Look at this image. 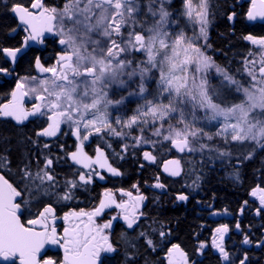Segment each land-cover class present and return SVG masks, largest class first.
<instances>
[{"label": "snow or ice", "instance_id": "6c2138e0", "mask_svg": "<svg viewBox=\"0 0 264 264\" xmlns=\"http://www.w3.org/2000/svg\"><path fill=\"white\" fill-rule=\"evenodd\" d=\"M180 3L179 9L173 0H62L52 6L32 0L30 7L10 6L25 35L20 46L0 48V54L15 63L31 43H51L59 51L51 63L35 55L33 66L44 75L17 82L11 101L0 106V117L12 118L17 125L30 118L41 121L35 140L25 137L15 151L0 148L3 262L56 264L40 258L51 244L63 248L61 264H111L120 249L124 264H136L140 247L155 251L171 235V229L162 226L141 228L147 219L142 211L145 195L120 190L129 199L118 202L111 189L91 211L67 212L63 219L69 226L57 232L56 206L85 194L97 177L105 179L101 170L123 174L110 154L120 160L139 151L143 161L153 163L161 151L198 155L200 165L215 160L232 164L239 179L240 168L253 159L255 148L264 149V36L243 35L255 49L240 54L238 67L221 66L200 46L214 5L210 0ZM250 4L246 18L264 20V0ZM236 18L237 12L230 9L227 19L234 23ZM184 21L192 22L191 34L181 28ZM8 72L7 66H0V73ZM28 95L36 100L31 109L23 104ZM132 97L138 101L134 110L128 108ZM61 136L73 138L74 148L65 150L59 142L54 148L51 138ZM94 137L104 143L89 154L85 145ZM113 138L119 152L112 147ZM235 146L249 150L235 155ZM182 159L184 155L165 161L163 171L181 177ZM191 174L190 186L199 187L202 173L192 168ZM154 187L166 189L158 176ZM250 195L259 202L256 214L264 212V186L253 187ZM174 199L186 202L189 194L180 192ZM33 206L38 210L26 226L21 216ZM113 207L120 210L118 215L97 223L96 218ZM82 218L83 228L72 225ZM117 220L124 222L125 231L114 241ZM235 227L240 229L239 223ZM229 230L221 224L212 239L226 264H232L223 244ZM243 243H251L248 236ZM206 247L201 243L197 251L203 254ZM246 261V255L238 258V264ZM166 264L196 262L174 243L166 249Z\"/></svg>", "mask_w": 264, "mask_h": 264}, {"label": "flooded vegetation", "instance_id": "af4514ba", "mask_svg": "<svg viewBox=\"0 0 264 264\" xmlns=\"http://www.w3.org/2000/svg\"><path fill=\"white\" fill-rule=\"evenodd\" d=\"M233 1L234 0H222V2H227L230 4V9L236 10V4ZM0 2L1 6L6 8L5 12L3 9H0V20L6 17L12 23L9 30H7L5 36L6 40L1 42L0 48L20 46L25 33L22 31V26L18 24L17 18L11 13L10 6L19 3L25 7H30L32 0H0ZM43 2L46 6H52L59 5L62 0H43ZM238 3L247 6V10L251 6V4L246 0L239 1ZM231 23L232 25L234 24L233 22ZM248 24L250 26H263L264 21L257 24H250L248 22ZM13 29H15V31H13ZM252 47L255 49V46ZM58 51L59 49L51 43L47 45L31 43L28 49H25L18 55V59L15 63H12L10 59L3 54H0V66H7L9 68L8 73H0V106L11 101V92L15 90V84L17 82L26 78L30 79L33 76L44 75L39 73L38 70L33 66V57L35 55H40L42 60L51 63V57ZM34 103H36V100L33 96L28 95L24 97L23 104L26 109H31ZM40 123L41 121H33L30 118L29 121L25 122V125H17L15 121L12 120V118L0 117V136H8L11 131L16 133L28 131L29 133L26 132L28 134L27 136L32 137V139L35 140L36 138L33 136V133L38 130ZM58 142L64 143L66 145L65 150L74 148V140L71 137L61 136L59 140L56 138H51V143L54 148ZM111 142L112 147L116 149L117 152H119L120 149L117 148V139L113 138ZM1 143L2 142H0V145ZM103 143L104 142L99 138L94 137L91 141L86 143L85 150L89 154H93L97 145L102 146ZM238 148L239 146H235L232 149L236 155H239ZM258 153L263 154L262 161L264 165V150H261ZM181 155H184V159L181 161L184 170L183 175L180 178L174 179L163 174V163L169 159L180 158ZM157 159V165L150 166L141 159L139 151H136L135 154H125L124 158L120 160H117L114 154H110V161L113 162L114 166L118 167L123 174L121 176H114L111 173H108L106 170H101V174L105 176V179L101 180L98 177L95 179L94 183L89 186L88 191L83 194L85 199H82L80 200V203H77V208L73 204V200L61 202L58 206H56V219L54 226L56 227L57 232L62 234L63 229L69 226V223L63 219V216L67 212H78L81 209L86 212L91 211L94 207L98 206L99 201L103 198V194L106 189H111L116 194V199L118 202L129 199L127 196L121 195L120 190H123L124 192L131 191L133 196L142 194L147 197V200L144 202L142 208V211L144 212L147 219L141 221V228H148L149 226L153 228L150 212L154 205L167 206L168 203H172V208H176L178 206L189 209L190 203L194 201L197 217L202 219L199 225V230L193 237L192 247L188 248L178 242L171 232V235L168 236L166 240H161L159 242V245L155 251L150 250L151 254H145V264H166V249L174 243L180 244L181 248L188 253L191 260H195L196 264H205L204 262H206L210 257L217 259L219 264H226V262H224L220 257L218 251L212 245V239L215 235V228L219 227L221 224H227L230 229L229 232L225 234L223 244L226 250H228L231 254L232 264H238V258H241L244 255L247 256L246 264H264V243H261V241H264V212H261L259 215L256 214V208L259 207V202H257L255 198L251 197V190H247L248 204L242 207L243 212L240 210L237 212V214H235L228 208L217 209L215 206L216 200L212 198L210 201H208L207 194L205 193L206 190L204 185L207 178L210 176L207 173L208 168H206L205 173L204 165H207V161H204L203 165H200V157L198 155L187 156L186 154H177L176 152H172V154L166 152L162 154L161 152L159 155H157ZM140 164H143V167H140ZM226 164L229 163H223L219 167V172H224L226 170ZM215 167H217L216 163H211L209 166L210 169H215ZM192 168H196L198 174L202 173L199 187L190 186L192 185L193 179L191 174ZM7 175L10 176L11 174ZM157 176L159 177L160 182L165 183L166 189H158L154 187ZM133 185H138V188H134ZM257 185L264 186V180L260 179V182H258ZM180 192L189 194V200L182 202L174 199L176 194ZM91 195L94 196V198H92ZM37 210L38 209L35 206H33L30 211L25 210L24 214L21 216V222L26 224L28 219L35 218V213ZM119 212V209L113 207L112 211L104 213L101 218L97 217L96 221L97 223H103L112 216H117ZM248 216L251 217L250 221ZM71 223L73 226L79 225L81 228H83L84 224L86 223V218L80 221H72ZM237 223H239L240 229H236L235 225ZM26 226L28 225L26 224ZM161 226L165 229L169 228V226H165L163 222ZM256 227L257 229H255ZM124 231V222L122 220L115 221L112 239L114 241L119 240ZM245 236L249 237L251 243H243ZM152 238L154 240L156 239L155 236ZM201 243L207 245L203 251V254L197 251ZM63 256L64 250L59 245L50 244L48 247L45 245L40 253L41 259L50 258L55 260L56 264H61ZM114 257L115 258L111 260V264H124L123 250L120 249L118 254H114ZM0 264H7V262H3L1 259ZM16 264H19L18 260L16 261Z\"/></svg>", "mask_w": 264, "mask_h": 264}, {"label": "trees", "instance_id": "16d2710c", "mask_svg": "<svg viewBox=\"0 0 264 264\" xmlns=\"http://www.w3.org/2000/svg\"><path fill=\"white\" fill-rule=\"evenodd\" d=\"M239 1L242 0L233 1L236 4L235 11L237 12V18L233 25L227 19V14L230 10L229 3L222 2V0H220L210 11L209 40L207 42V47L211 48L213 59L221 66L238 67V62L241 59L240 54L250 49L254 50L248 42L242 39L243 35L253 34L256 36H264V25L250 26L246 18L247 6L241 5L238 3ZM0 9H3L5 12L6 8H3L0 4ZM0 24L1 45V42L6 40L5 36L7 30H9L12 23L9 19L4 17L0 20ZM130 99L131 103L128 105V108L130 110H134L138 101L135 97ZM26 132L16 133L11 131L8 136L4 137L1 135L0 138L2 139H0V142L2 143L0 148H12L13 151H15L17 147L24 144L25 137H28ZM8 139L11 140V143L4 144V140ZM161 152L162 154L165 153V151ZM166 153L172 154V152ZM262 157L263 154L256 153L252 160L247 161L239 170V179L236 178V170L232 164H226L227 167L224 172H219V167L223 164L219 160H215L214 162L217 165L215 169H210V164L208 163L207 165H204L205 173L206 168H208L207 173L210 175L204 185L208 201L213 198L216 200L215 206L217 209L228 208L233 213L237 214V212H239L245 205L244 201H248L247 190H251L255 187L257 183L260 182V179L264 180V165ZM92 198H94V196H92ZM82 199H85L84 195L77 194L76 198L73 200L75 207ZM252 208L251 210L253 211ZM195 210L194 201L190 203L189 209L178 206L176 208H172V203H168L167 206L154 205L150 212L153 228L158 227L156 223L157 221L159 222V226H161L163 222L165 226H169L172 235L178 242L190 248L193 246V237L195 233L198 232L199 225L202 220L197 217V211ZM248 219L250 221L251 217L248 216ZM255 229H257V227ZM145 254H151V251L144 247H140L139 254L136 257V264H145ZM204 263L219 264L217 259L211 257Z\"/></svg>", "mask_w": 264, "mask_h": 264}, {"label": "rangeland", "instance_id": "374dc122", "mask_svg": "<svg viewBox=\"0 0 264 264\" xmlns=\"http://www.w3.org/2000/svg\"><path fill=\"white\" fill-rule=\"evenodd\" d=\"M220 1V0H210L211 4L212 5H216L217 2ZM223 1H228V0H223ZM173 3L175 4L176 8L179 9L181 7V3H180V0H173ZM192 22L191 21H184L181 23V28L188 31L189 34H191V30H192ZM207 37L206 38H202V42L200 44V46L203 48V50L206 52L207 55L211 56L213 58V54H212V51H211V48L210 47H207V42L209 40V25H208V28H207ZM136 107H137V103H136ZM239 152L238 154H241V152H247V150H249V146H239L238 148ZM261 150H264V149H260V148H255V154L260 152ZM256 199V198H255ZM257 200V199H256ZM258 202V200H257Z\"/></svg>", "mask_w": 264, "mask_h": 264}, {"label": "water", "instance_id": "95a60500", "mask_svg": "<svg viewBox=\"0 0 264 264\" xmlns=\"http://www.w3.org/2000/svg\"><path fill=\"white\" fill-rule=\"evenodd\" d=\"M248 3H250V0H246ZM262 21H264V20H260V19H257L256 21H249L248 20V22L250 23V24H257V23H260V22H262ZM177 154H179V153H177ZM157 162H158V159H156V161L153 163V162H147V161H145V163L146 164H148V165H150V166H155V165H157ZM183 173H184V171H183ZM163 174H165L166 176H168V177H171V176H169L167 173H165L164 171H163ZM183 175V174H182ZM172 178H174V179H177V178H180V177H172ZM112 209L113 208H110V209H105V211H104V213H108V212H110V211H112ZM103 213V214H104ZM103 214L100 216V218L103 216ZM82 219H84V218H82ZM82 219H80V220H82ZM80 220H72V221H80ZM60 222H62L61 220H59ZM50 244H48L47 245V247L49 246ZM1 260V259H0ZM19 262V261H18Z\"/></svg>", "mask_w": 264, "mask_h": 264}]
</instances>
